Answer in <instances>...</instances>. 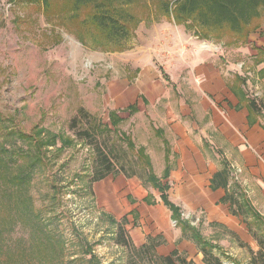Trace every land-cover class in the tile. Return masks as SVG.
<instances>
[{
  "label": "rangeland",
  "instance_id": "obj_1",
  "mask_svg": "<svg viewBox=\"0 0 264 264\" xmlns=\"http://www.w3.org/2000/svg\"><path fill=\"white\" fill-rule=\"evenodd\" d=\"M166 1L0 0V264H165L174 250L175 264H203L144 157L169 187L164 162L183 147L171 124L196 97L181 55L214 47L224 69L235 62L252 73L240 63L257 59L233 51L264 33V7L235 33L177 20ZM100 11L127 31L99 28L92 16ZM106 159L112 171L97 179ZM182 211L223 264H264V254L251 263L264 223L236 216L231 230L201 210Z\"/></svg>",
  "mask_w": 264,
  "mask_h": 264
},
{
  "label": "crops",
  "instance_id": "obj_2",
  "mask_svg": "<svg viewBox=\"0 0 264 264\" xmlns=\"http://www.w3.org/2000/svg\"><path fill=\"white\" fill-rule=\"evenodd\" d=\"M233 52L257 59L255 63L249 58L240 63L241 69L244 65L252 73L237 70L235 62H229L224 69L214 47L206 51L194 47L190 54L181 55V61L194 75L185 78L184 83L196 85V97H191L194 103H182L180 121L173 119L171 124L183 143L181 156L175 161L168 154L164 162L169 167L165 178L172 184L166 191L169 201L182 213L201 210L208 222L231 230L239 221L230 213L229 204L221 200L234 184L264 216V60L259 57L264 52V33H250L245 46ZM128 106L135 108L134 104ZM163 133L161 128L157 131ZM163 141L168 145L165 138ZM225 164L229 167L227 188H213L211 180ZM143 200L148 203L147 196Z\"/></svg>",
  "mask_w": 264,
  "mask_h": 264
},
{
  "label": "trees",
  "instance_id": "obj_3",
  "mask_svg": "<svg viewBox=\"0 0 264 264\" xmlns=\"http://www.w3.org/2000/svg\"><path fill=\"white\" fill-rule=\"evenodd\" d=\"M171 6H173L171 13L177 20L191 18L197 26L203 28L226 25L232 32L240 33L244 27L248 26L253 20L259 18L260 8L264 7V0H168L164 4V10L169 12ZM106 13L108 12L100 11L92 16V20L99 28H103L108 34L117 28L127 31L123 24L117 25V19H114L111 15ZM252 105L253 108H256L254 103H252ZM82 134L86 137L90 136L89 131L86 130H83ZM144 158L148 165V179L152 185L161 192L160 198L164 205L171 211V217L175 221L176 226L180 228L182 236L197 246L199 252L203 255V264H223L220 256L216 253L218 247L207 241V239L202 236L199 229L191 223V220L183 217L180 208L169 201L165 192L169 188L168 185L163 184L161 180L154 175L150 168V162L146 156ZM228 170L229 167L225 164L224 168L213 176L211 180L213 188L217 186L227 188L229 180ZM111 171V162L106 159L104 170L98 174L97 179L103 178ZM164 177H166V174ZM240 191L239 186L235 184L227 191L221 201L223 203H228L230 213L246 220L247 225H250L247 221L248 217H253L264 223V219ZM240 198H242V200H240ZM248 230L251 231L250 226H248ZM253 237L257 240L260 249L253 255L251 263H255L257 257L264 254V239L256 238L254 234ZM147 248L146 245L139 247L140 250ZM176 254L177 251L174 250L170 255L162 259L165 264H175L176 261L174 260V256ZM178 263L193 264L192 261H188L185 257H181Z\"/></svg>",
  "mask_w": 264,
  "mask_h": 264
}]
</instances>
